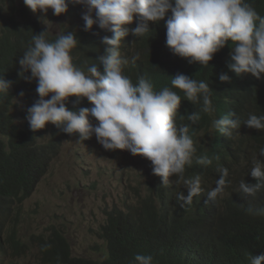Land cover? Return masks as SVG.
Masks as SVG:
<instances>
[{
  "label": "clouds",
  "instance_id": "1",
  "mask_svg": "<svg viewBox=\"0 0 264 264\" xmlns=\"http://www.w3.org/2000/svg\"><path fill=\"white\" fill-rule=\"evenodd\" d=\"M15 2L27 7L43 30L31 36L18 60V75L36 86L9 91L12 81L0 76V95L12 94L10 118L0 120V155L6 159L10 150L12 122L19 134L44 147L46 165L33 187L6 172L11 185L0 190V240L15 256V247L21 257L32 251L37 236L31 245L23 242L18 216L10 223V215L23 210L69 138L94 142L118 161L141 165L149 176L133 187L124 207L103 208L104 244L97 252L74 255L65 230L51 227L48 237L38 236L43 242L35 264H51L52 248L63 245L57 234L74 264H113L125 231L151 215L177 220L183 226L178 232H187L196 220L191 205L225 197L226 186L249 165L254 180L240 181L239 192L254 198L264 189V161L258 158L264 157V16L248 0ZM49 9L66 20L59 33L48 29ZM37 12L45 15L38 20ZM147 62L167 71L166 86L155 91L148 76L128 74L140 63L147 70ZM17 98L23 100L22 125L14 113ZM162 201L170 208L162 209ZM247 211L264 216V205ZM249 259L264 264V254ZM134 261L154 264L151 255L136 254Z\"/></svg>",
  "mask_w": 264,
  "mask_h": 264
},
{
  "label": "trees",
  "instance_id": "2",
  "mask_svg": "<svg viewBox=\"0 0 264 264\" xmlns=\"http://www.w3.org/2000/svg\"><path fill=\"white\" fill-rule=\"evenodd\" d=\"M248 2L264 16V0ZM42 30L27 7H17L15 0H0V76L12 81L9 91H27L36 86L35 81L28 83L18 75L21 71L18 60L31 42V36ZM48 38L53 40L49 35ZM144 39L148 40V34L144 35ZM143 65H134L128 74L132 77L148 76L155 91L170 82L167 71L165 73L155 63L147 62V70L141 69ZM11 98L12 94L9 93L0 95V120L10 118L7 110ZM7 131L10 150L6 159L0 155V190L10 188L9 176L11 179H25L33 187L46 169V165L43 167L45 149L35 145L32 137L19 134L12 122L8 123ZM258 158L264 161V157ZM251 167L249 165L242 171L239 179L233 177L225 188V197L217 196L214 201L207 197L191 205L196 213L191 230L178 232L183 227L179 221H167L165 217L158 220L157 215H151L144 225L125 231L119 243L121 254L113 264H135L136 254L151 255L154 264H250V255L264 254V216L251 215L247 211L249 207L264 205V189L254 198L245 197L239 192L240 181L251 183L254 180ZM153 203L151 200L150 206L156 211ZM162 203V209L170 208L165 201ZM109 230L119 235L117 227ZM56 239L63 241V245L52 248L50 263L74 264L69 259L70 251L65 239L60 234L56 235ZM15 248V252L20 254L19 248ZM14 256L13 248H7L6 242L0 240V258Z\"/></svg>",
  "mask_w": 264,
  "mask_h": 264
},
{
  "label": "rangeland",
  "instance_id": "3",
  "mask_svg": "<svg viewBox=\"0 0 264 264\" xmlns=\"http://www.w3.org/2000/svg\"><path fill=\"white\" fill-rule=\"evenodd\" d=\"M19 3L24 4L23 0ZM34 15L40 20L45 14L37 12ZM61 16L48 10L46 18L50 32L59 33L66 27V20H62ZM43 26L46 28V25ZM16 101L19 107L14 109V113L22 125L20 111L23 100L17 98ZM148 173L141 165L116 160L94 142L80 143L77 138L67 139L34 194L24 202L23 210L10 215V223L18 216L17 224L23 242L31 245L33 236H37L32 245L33 255L31 250L22 257L16 253L19 256L0 258V264L12 261L35 264L38 245L43 242L38 236L48 237L51 227L65 230L63 233L72 244L74 255L97 252L104 244L99 226L106 220L103 208L124 207L132 200L135 193L133 187L144 181ZM104 251L105 245L100 250V257Z\"/></svg>",
  "mask_w": 264,
  "mask_h": 264
}]
</instances>
